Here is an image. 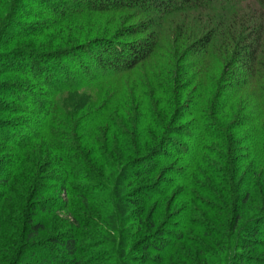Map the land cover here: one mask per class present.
<instances>
[{"label":"trees","instance_id":"16d2710c","mask_svg":"<svg viewBox=\"0 0 264 264\" xmlns=\"http://www.w3.org/2000/svg\"><path fill=\"white\" fill-rule=\"evenodd\" d=\"M36 1L0 0V77L22 78L0 84V112L17 118L0 121V246L17 251L7 263L195 264L205 241L252 263L264 239V0ZM84 15L107 22L4 53ZM169 18L173 31H160ZM80 50L94 68L75 77L58 60ZM24 127L20 140L10 132ZM24 170L22 200L8 204ZM110 188L115 214L101 224L118 243L95 254L82 241L88 202ZM53 214L68 222L42 241Z\"/></svg>","mask_w":264,"mask_h":264},{"label":"rangeland","instance_id":"374dc122","mask_svg":"<svg viewBox=\"0 0 264 264\" xmlns=\"http://www.w3.org/2000/svg\"><path fill=\"white\" fill-rule=\"evenodd\" d=\"M10 1L9 0H2V5L6 6V8H9L10 6L12 7V5H11L12 2H10ZM67 1L68 0H62V2H67ZM31 3H33V5H31ZM36 3H37L36 0H24V5L23 6L26 7L27 11H30L31 9L37 8L38 5ZM47 8L48 7L43 8V9H47ZM16 13H17L16 15L19 14L18 12H16ZM133 13L134 12H130V13H127L126 15L133 14ZM178 18L179 17L177 16V19ZM14 19H17V18H14ZM139 19L141 20L142 18L139 17ZM139 19H138V21H140ZM144 19L148 20V19H151V17L150 16H145ZM170 19L171 18L166 19L163 22V25L161 26L160 31H170V30L173 31V29H172V27L170 25V21H171ZM106 22L107 21H105V20L103 21L102 19L97 17V15L96 16L95 15H84L81 18H78V19L73 20V21L66 22V23L62 24L61 26L56 27L53 30L54 32H51V34H48L44 38H37L35 36V37H27V38H24V39L22 38L20 40H16L9 47H7V49H5L6 52H4V53L13 52V51H19V50L20 51H47V50H49V48L46 47V45L44 43H47V41H51L49 36L50 35H54V33L57 34L60 31H65L66 33H69V32H72V31H82V30H78L77 26H82L83 27V31H86V28H88V27L89 28H94V27H96V26H98L100 24L104 25ZM20 23H22V24H21V26L18 29H16V31L18 33H24L25 31L23 30V28L25 26H27V25H31V23H33V21L32 20H24V21H21ZM135 23L136 22H133L131 24H134V26H135ZM16 31H14L13 33H16ZM95 31H97V30H95ZM81 34H79V35H81ZM67 47H71V46H67ZM63 48L64 47H61L60 49H63ZM50 49H53V48H50ZM85 50H80L79 52H76V53H73V54H68L66 56H62L58 61L63 66H65L67 71H69L75 77L79 76V74H80V70H79V67H78L79 64H81L83 66V62H84V64L89 66V68H92V70L94 68V62L92 61L90 56L85 52ZM92 50L93 51H96V50L99 51L100 49L98 47H93ZM92 50H90L91 53H92ZM24 61H26V60H24ZM17 64H20V63H17ZM20 65H18V67ZM17 70L23 71V69H17ZM52 70H51V73H53ZM10 79H19L20 80L22 78L19 77V76H14V77L13 76H1L0 77V84L4 83L6 81H9ZM2 92H4V91L2 90ZM15 117L16 116H12V115H8L6 113L0 112V121H13V119H17ZM25 127H28V128L30 127L31 128L32 124L31 123L27 124ZM25 127L24 128H17V129H10V132L11 133H13V132L17 133V131H18L19 140H20V139H22L24 137H28L29 133H28L27 130H25ZM191 134L193 135L194 133L192 132ZM167 147H168V150H170L169 152H171V148L169 146H167ZM186 147H187V155H185V156H190L191 151H192V145L186 143ZM32 148H33V146H32ZM32 160H33V158H32ZM23 173L25 174V170H24V172H22L20 174H17L16 175V180L12 181L11 186L15 187L16 190H17L15 192H19V194L15 196V192L14 193L13 192L12 193L9 192L12 197H9V200L7 201L8 204H13L14 206H17L18 203L21 202V200H22V199L19 200L18 196H20V194H22V191H23V188H20V187H23L22 185H24V183H23L24 181H23V177H22ZM113 180H114V178H112L109 181L110 184L112 183ZM20 181H22V184L20 183L19 186L16 187L15 184H18ZM134 188H135V184H133V186H130L127 190H124L123 192L125 193L126 191L133 190ZM113 193H114L113 188H112V190L110 188V191L105 192V195L102 194V196L98 198V201H96V202L95 201H90V203L88 202L89 207L92 208V210H93V212L91 213L90 216L94 217L95 219L93 218V220H92L91 217H89L93 221L94 225H92V227H93L92 229L87 230V231H83V239H82V241H83L84 244L87 245V247L89 249L88 250L89 252H94L95 254L104 253V252H110L112 249L109 248L110 247L109 244L107 246V243H108L107 241H110L113 244L114 243L115 244L118 243V239H117L118 236L116 235V231L117 230H114L113 228H111V230H110L108 227H104L101 224V223L104 224V222H105L103 220L105 218L102 217L103 213H105L104 215L110 214L109 216H111L112 214H115L114 213L115 208H113L112 206H107L105 204L107 201H105L103 199L104 196L110 198L113 195ZM105 199L107 200V198H105ZM72 203H73V205H75L74 206L75 209L82 208L83 212H85V213L88 212L87 209H84L83 207H79L77 202H72ZM93 204H95V205H93ZM96 204L99 207L96 206ZM197 209H198V211H202V210H200L199 207H197ZM190 214L192 216L191 218H193V217L198 218L195 214L189 212V215ZM198 216H200V213L198 214ZM100 217H102V218H100ZM46 221H47V223H46V232L47 233H45L42 236V238H41L42 241L47 240L49 237L53 236L55 231H57L56 230L57 227H59V229L61 227H63L64 224L66 222H68V219L66 218V216L64 214H53L49 218H47ZM119 229L120 230L123 229V224H121V228H119ZM259 232H261V230H259ZM197 236H199V235H197ZM17 237L20 238V236H17V234H16V235H14L12 237V239H16ZM87 237L95 238L98 241V243L95 242V239L92 240L93 241L92 242L89 239H87ZM201 239H203V238H201ZM203 241H205V240L203 239ZM220 241L223 242V240H221V239H220ZM256 242H258V244H256V243L252 244V247H254L253 251H258L259 254L255 255L256 256V257H254L255 260L254 261L252 260L253 261L252 263L250 262V263H247V264H254V263L255 264H264V248H263L264 247V239L259 237ZM125 243H127L128 247H130L132 241L130 239H127L125 241ZM204 243H205V246H204L205 250H203L204 254H202L201 256H199V255H193L192 256V260L195 262V264H202L201 261H203V260H206L208 264H240L239 262H237L238 256H235L236 253H241V252H239L240 251V247L233 249L232 252H229L231 254V256H229L227 259H225L224 255L222 254L223 253L222 250L225 249V247H224L225 244H224V246L222 245L223 248H221L222 249L221 250V249H219L220 247H213V246L209 245L206 241ZM188 245H190V244H188ZM124 253H125L124 254L125 256L127 255V253H130L129 249L126 248ZM248 253H249L248 250H246L245 254L242 252V255L243 254L247 255ZM14 254H17L16 250H13V252L11 253V252H9V250H7V249L4 250V248H2V246H0V264H8L7 261L11 260V257L15 256ZM26 254H27V252H24L23 256L26 255ZM249 256L251 257V259L253 258V256H251V255H249ZM36 261H37V259H35V260L28 259L29 263H34ZM38 261H37V263H39ZM22 262H24V260L21 261L20 263H22ZM25 262H26V260H25Z\"/></svg>","mask_w":264,"mask_h":264}]
</instances>
